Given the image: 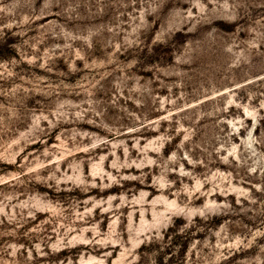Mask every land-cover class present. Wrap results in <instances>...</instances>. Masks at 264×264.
Here are the masks:
<instances>
[{
    "label": "rangeland",
    "instance_id": "374dc122",
    "mask_svg": "<svg viewBox=\"0 0 264 264\" xmlns=\"http://www.w3.org/2000/svg\"><path fill=\"white\" fill-rule=\"evenodd\" d=\"M0 264H264V0H0Z\"/></svg>",
    "mask_w": 264,
    "mask_h": 264
},
{
    "label": "bare ground",
    "instance_id": "6f19581e",
    "mask_svg": "<svg viewBox=\"0 0 264 264\" xmlns=\"http://www.w3.org/2000/svg\"><path fill=\"white\" fill-rule=\"evenodd\" d=\"M172 204V203H171Z\"/></svg>",
    "mask_w": 264,
    "mask_h": 264
}]
</instances>
